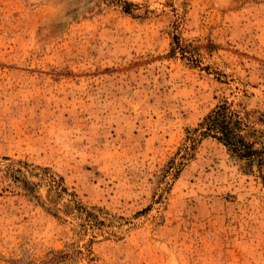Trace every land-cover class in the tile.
<instances>
[{"label": "rangeland", "instance_id": "rangeland-1", "mask_svg": "<svg viewBox=\"0 0 264 264\" xmlns=\"http://www.w3.org/2000/svg\"><path fill=\"white\" fill-rule=\"evenodd\" d=\"M220 101L264 118V0H0V264H264Z\"/></svg>", "mask_w": 264, "mask_h": 264}, {"label": "trees", "instance_id": "trees-1", "mask_svg": "<svg viewBox=\"0 0 264 264\" xmlns=\"http://www.w3.org/2000/svg\"><path fill=\"white\" fill-rule=\"evenodd\" d=\"M128 5L129 3L122 1L124 12H129ZM252 114H255V111L235 110L226 101H220L197 123V134L215 139L227 153L243 161L245 167L255 166L264 180L261 175L264 168V143L255 135L261 131L249 124ZM252 121L264 125V118L260 113L255 114ZM50 182L54 188H60L54 179ZM74 206L78 208L77 203H74Z\"/></svg>", "mask_w": 264, "mask_h": 264}]
</instances>
